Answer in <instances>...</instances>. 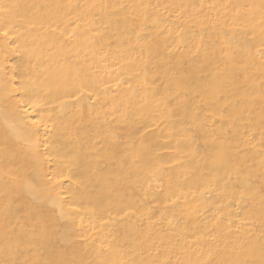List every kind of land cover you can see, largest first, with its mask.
I'll return each instance as SVG.
<instances>
[{"label":"bare ground","instance_id":"bare-ground-1","mask_svg":"<svg viewBox=\"0 0 264 264\" xmlns=\"http://www.w3.org/2000/svg\"><path fill=\"white\" fill-rule=\"evenodd\" d=\"M0 264H264V0H0Z\"/></svg>","mask_w":264,"mask_h":264}]
</instances>
